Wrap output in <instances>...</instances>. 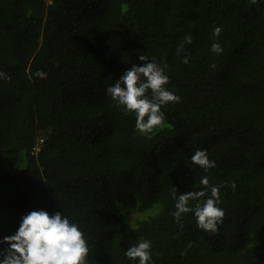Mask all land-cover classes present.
Listing matches in <instances>:
<instances>
[{
    "label": "trees",
    "instance_id": "16d2710c",
    "mask_svg": "<svg viewBox=\"0 0 264 264\" xmlns=\"http://www.w3.org/2000/svg\"><path fill=\"white\" fill-rule=\"evenodd\" d=\"M141 54L180 97L146 134L107 93ZM0 70V239L43 208L80 224L88 264H133L140 239L155 264H264V0H0ZM197 149L216 166L192 165ZM204 175L216 232L171 215L172 187Z\"/></svg>",
    "mask_w": 264,
    "mask_h": 264
},
{
    "label": "clouds",
    "instance_id": "9594fccd",
    "mask_svg": "<svg viewBox=\"0 0 264 264\" xmlns=\"http://www.w3.org/2000/svg\"><path fill=\"white\" fill-rule=\"evenodd\" d=\"M222 28L216 26L213 35L219 36ZM187 43H192L190 36L185 37ZM184 50L183 45L177 48V55ZM211 51L217 55L223 52L222 45L216 41L211 44ZM142 64H133L125 69L119 79L107 88L112 100L126 114H134L135 128L146 134L158 126H163L165 112L162 106L169 102L176 103L180 97L170 91L166 85L169 76L165 72L167 65L161 66L146 55H140ZM184 63H189V57H183ZM35 76L45 79L47 73L42 70L35 72ZM6 72L0 70V80H10ZM190 160L192 165L199 166L205 172L216 166V162L209 158L204 149L195 150ZM200 190L180 192L171 189L172 199L175 201V211L171 215L179 223L182 214L192 212L196 218L198 228L207 232H216L222 222L224 209L219 205L220 188L210 184L209 177L200 178ZM235 188V184L232 185ZM194 201V204H189ZM0 264H88L90 246L80 224L71 219L63 211L49 213L46 209L31 210L24 214L17 230L0 239ZM152 242L140 239L124 251V255L133 264H155L152 258Z\"/></svg>",
    "mask_w": 264,
    "mask_h": 264
}]
</instances>
